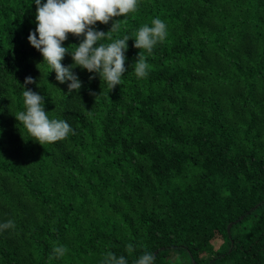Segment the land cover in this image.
I'll return each instance as SVG.
<instances>
[{"label": "trees", "instance_id": "trees-1", "mask_svg": "<svg viewBox=\"0 0 264 264\" xmlns=\"http://www.w3.org/2000/svg\"><path fill=\"white\" fill-rule=\"evenodd\" d=\"M35 15L34 0H0V224L15 223L0 264H103L109 251L127 264L145 252L154 264H264V0H140L114 18V39L130 38L121 84L75 67L72 93L29 43ZM157 17L168 35L137 78L135 33ZM27 89L75 134L34 141L15 118ZM54 242L68 252L50 260Z\"/></svg>", "mask_w": 264, "mask_h": 264}, {"label": "clouds", "instance_id": "clouds-1", "mask_svg": "<svg viewBox=\"0 0 264 264\" xmlns=\"http://www.w3.org/2000/svg\"><path fill=\"white\" fill-rule=\"evenodd\" d=\"M34 2L36 28L28 36L29 43L41 53L43 62H46L50 71H55V78L59 83L70 81L69 93L79 92L82 87L78 76L72 71L75 67L98 74L110 90L121 84L122 76L127 71L125 52L130 38L125 35L123 38L114 39L113 33H118L121 25V21L114 18L136 13L140 0H46V3L34 0ZM110 21L114 22L109 31L96 30L97 22L108 24ZM69 34L84 37L78 46H70L71 50L70 47L63 46ZM167 35V25L159 17L151 20V26L145 24L137 30L134 38V47L140 49L134 64L137 78L147 77L150 70L145 52L151 55L154 47L164 42ZM69 53L73 64L65 67L62 61ZM92 78L94 77H90ZM33 83L36 81L32 77L25 78V86ZM22 96L25 110L17 112L15 118L34 141L40 145L51 144L67 139L69 134H75L66 120L49 118L42 95L27 89L23 91ZM14 228L15 223L12 220L0 224V232ZM133 250V245L129 243L126 251L130 255ZM67 252L66 246L54 242L49 259L63 258ZM154 259L151 252H145L135 264H154ZM103 264H127V261L124 256L117 257L109 251L104 255Z\"/></svg>", "mask_w": 264, "mask_h": 264}, {"label": "water", "instance_id": "water-1", "mask_svg": "<svg viewBox=\"0 0 264 264\" xmlns=\"http://www.w3.org/2000/svg\"><path fill=\"white\" fill-rule=\"evenodd\" d=\"M230 224L227 225V228H229Z\"/></svg>", "mask_w": 264, "mask_h": 264}]
</instances>
